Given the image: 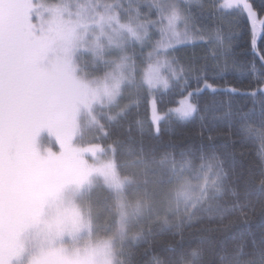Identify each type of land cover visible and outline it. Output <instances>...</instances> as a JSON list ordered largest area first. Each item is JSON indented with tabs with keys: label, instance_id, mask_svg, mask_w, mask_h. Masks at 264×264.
<instances>
[{
	"label": "snow or ice",
	"instance_id": "1",
	"mask_svg": "<svg viewBox=\"0 0 264 264\" xmlns=\"http://www.w3.org/2000/svg\"><path fill=\"white\" fill-rule=\"evenodd\" d=\"M193 3L205 6L201 0H0V264H135L134 248L154 239V222L163 231L231 215V224L254 209L239 201L220 154L157 159L129 148L128 161L116 146L94 142L108 135L102 117L113 121L129 110L121 103L126 95L134 101L141 93L180 89L170 117L187 121L198 113L202 90L187 89L193 73L197 84L212 88L209 57L185 65L174 53L197 40L211 44L212 68L223 58V71L231 36L217 27L206 37ZM208 6L221 22L246 14L255 48L259 17L250 0ZM250 95L260 110L240 114V130L260 143L264 162V89ZM153 112L158 122L155 100ZM254 115L258 127L249 124ZM157 169V179H147ZM97 188L108 194L102 205L92 198ZM257 202L264 207V179ZM251 245V251L245 243L225 249L220 264H264V236ZM204 251L153 257L152 264H207Z\"/></svg>",
	"mask_w": 264,
	"mask_h": 264
},
{
	"label": "trees",
	"instance_id": "2",
	"mask_svg": "<svg viewBox=\"0 0 264 264\" xmlns=\"http://www.w3.org/2000/svg\"><path fill=\"white\" fill-rule=\"evenodd\" d=\"M250 1L260 14L264 13V0ZM201 2L205 5L203 8L195 3L190 5L196 27L206 37L211 36L217 27H222L224 36H231V53L226 70H221L223 58L220 60V67L213 70L211 44L197 40L178 47L176 57L185 65L194 62L199 66L204 63L202 57H209L207 83L212 85V88H205L203 80L197 84L196 74L193 73L191 86L187 89L193 91L199 87L202 90L197 98L199 111L195 117L187 121L170 117L168 110L176 106L182 98L180 89L157 92L156 104L164 116L158 124L159 131H156L150 115L149 94L145 92L130 104L124 115L113 121H109L107 116L102 117L108 135H100L94 142L104 147L116 146L121 154L119 158L128 161L134 159L128 155L129 148L134 151L143 149L145 153L157 159L166 153L176 155L177 158L180 153H191L193 156L220 154L225 162V171L229 174V183L238 193L239 201L251 202L254 209L248 212L246 219L236 220L231 224L229 222L234 220L231 215L225 216L223 220L204 218L191 225L186 223L180 228H164L163 231V226L154 222L150 225L155 234L154 239L147 245L141 242L134 248L135 264H152L153 257L178 258L181 253L198 247L205 250L204 258L207 264H220V256L225 254V249L231 251L237 243H245L246 251H251V240L255 238L258 244L264 236V207L257 202L260 181L264 179V162L258 156L260 143L246 138L240 130L243 123L240 114L253 110L258 114L260 110V104L254 103L250 93L263 84L257 81L264 79L261 76L264 72V61L260 59L264 54V29L259 35L255 49L251 39L252 25L246 14L225 17L221 22L220 17L209 15V0ZM253 65L256 68L255 73L251 71ZM213 88L216 91H213ZM232 89L236 91L233 92ZM259 98L257 95L255 99ZM229 111L232 115H228ZM249 124L258 127V117L254 115ZM130 170L137 169L133 167ZM158 175V169L149 171L147 179L156 180ZM143 178L142 175L141 179ZM93 193H97L92 195L93 201L101 205L108 195L103 188H97ZM225 199L231 203L233 198L229 196ZM208 242H212L211 250Z\"/></svg>",
	"mask_w": 264,
	"mask_h": 264
},
{
	"label": "rangeland",
	"instance_id": "3",
	"mask_svg": "<svg viewBox=\"0 0 264 264\" xmlns=\"http://www.w3.org/2000/svg\"><path fill=\"white\" fill-rule=\"evenodd\" d=\"M37 2H40V0H37ZM43 2H46V3H54V2H57V0H43ZM250 3H251V1H250ZM256 10V9H255ZM257 11V10H256ZM257 13H258V19H257V21H256V24H255V31H256V33H257V40H256V45H255V49H257V45H258V39H259V35H261V33H262V27H261V20H264V13H262V14H260L258 11H257ZM34 22L35 23H37V25L39 24V20H34ZM178 47L180 48V46H177V49H178ZM136 51H137V53H139V48H137L136 49ZM145 51H147V50H145ZM176 53V52H175ZM174 53V54H175ZM176 55V54H175ZM260 89H264V83L262 84V86H260ZM185 95H187V93L185 94ZM183 98V97H182ZM181 98V99H182ZM181 99H180V101H181ZM149 100H150V108H151V118H152V121H153V125L155 126V130L156 131H159V123H160V120L163 118V116H164V114H161V112L159 111V109H158V106H157V104H156V115H158L159 117H161V119L158 121V122H154V119H153V117H154V112H153V100H155V102L157 103V92L156 93H152V94H149ZM179 101V102H180ZM134 101H132L131 100V98L130 97H128L127 95L125 96V98L121 101V103H122V105H127V104H132ZM179 102H178V104L176 105V106H173V107H171L169 110H168V112L169 113H171V110H173L174 108H176L178 105H179ZM158 129V130H157ZM87 139H92V137L91 136H89V137H87ZM95 143H97V142H95ZM52 148H53V151H58L59 150V147H58V145L57 144H53L52 145ZM105 148H107V147H105ZM95 194H97V193H92V195L94 196Z\"/></svg>",
	"mask_w": 264,
	"mask_h": 264
}]
</instances>
